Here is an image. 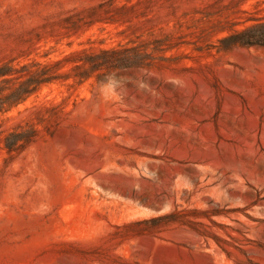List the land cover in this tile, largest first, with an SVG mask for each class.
I'll use <instances>...</instances> for the list:
<instances>
[{"label":"rangeland","instance_id":"1","mask_svg":"<svg viewBox=\"0 0 264 264\" xmlns=\"http://www.w3.org/2000/svg\"><path fill=\"white\" fill-rule=\"evenodd\" d=\"M257 22L264 0H0V65L153 57L0 112V264H264V47L222 41Z\"/></svg>","mask_w":264,"mask_h":264},{"label":"trees","instance_id":"2","mask_svg":"<svg viewBox=\"0 0 264 264\" xmlns=\"http://www.w3.org/2000/svg\"><path fill=\"white\" fill-rule=\"evenodd\" d=\"M229 46H263L264 47V22H257L243 30L236 31L222 39ZM151 53L141 51L139 46H119L101 49L97 53L85 51L74 52L68 57L57 61L54 65L60 67L64 61H74L76 64L71 72L51 74L48 68L30 71L29 66L23 65L19 70L5 63L0 65V112L7 111L12 106L24 101L34 93L42 84L56 79H68L74 77L77 82H82L95 75H103L121 68L143 67L151 64ZM79 62V63H78ZM19 73L18 75H14ZM13 134L6 138V147L9 150L15 148L16 143L23 137Z\"/></svg>","mask_w":264,"mask_h":264}]
</instances>
